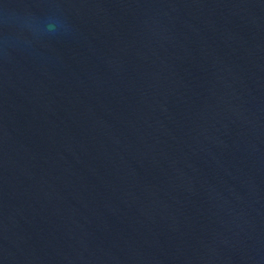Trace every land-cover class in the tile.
I'll return each instance as SVG.
<instances>
[{"label":"water","instance_id":"obj_1","mask_svg":"<svg viewBox=\"0 0 264 264\" xmlns=\"http://www.w3.org/2000/svg\"><path fill=\"white\" fill-rule=\"evenodd\" d=\"M0 264H264V0H0Z\"/></svg>","mask_w":264,"mask_h":264}]
</instances>
